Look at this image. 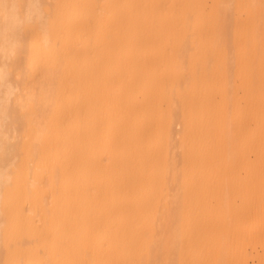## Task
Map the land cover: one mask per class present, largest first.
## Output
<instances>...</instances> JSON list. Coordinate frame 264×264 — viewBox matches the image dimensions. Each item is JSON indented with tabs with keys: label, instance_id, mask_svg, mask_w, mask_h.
I'll list each match as a JSON object with an SVG mask.
<instances>
[{
	"label": "bare ground",
	"instance_id": "1",
	"mask_svg": "<svg viewBox=\"0 0 264 264\" xmlns=\"http://www.w3.org/2000/svg\"><path fill=\"white\" fill-rule=\"evenodd\" d=\"M0 264H264V0H0Z\"/></svg>",
	"mask_w": 264,
	"mask_h": 264
}]
</instances>
